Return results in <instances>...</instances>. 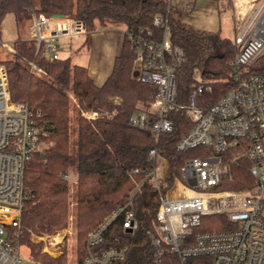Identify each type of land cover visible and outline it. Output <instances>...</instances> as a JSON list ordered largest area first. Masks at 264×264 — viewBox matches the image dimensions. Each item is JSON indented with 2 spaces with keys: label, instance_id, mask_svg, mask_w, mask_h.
<instances>
[{
  "label": "trees",
  "instance_id": "obj_1",
  "mask_svg": "<svg viewBox=\"0 0 264 264\" xmlns=\"http://www.w3.org/2000/svg\"><path fill=\"white\" fill-rule=\"evenodd\" d=\"M30 12L79 18L85 23L86 35L97 23L107 21L124 25L125 31L111 71L101 84L94 82L86 66L72 63L68 57L46 56L44 45L37 49L32 38L14 42L15 50L25 60L16 56L0 62L8 74L11 99L25 102L34 113L40 111L37 122L48 133L50 141L25 164L24 186L28 195L21 209L20 240L26 242L38 264H65L64 255L53 258L41 253V243L30 241L29 235L52 233L66 227V182L62 174L73 169L77 174L76 252L81 261L87 253V233L116 207L124 205L135 183L143 179L132 197L136 227L128 231L122 226V217L114 220L97 248L126 245L125 258L117 264H148L153 254L149 233L153 231L158 205L153 201L151 181L143 178L145 170L151 166L149 151L154 148L165 159L168 183L179 175L186 158L213 151L202 145L186 151L176 148L177 141L191 127L184 110L168 112L172 129L160 133L157 140L150 130L129 123L130 116L152 100L155 88L140 82L131 72L134 55L128 33L151 25L156 13L167 16L172 45L179 46L184 55L175 66L174 99L178 103L186 102L197 84L194 71L198 70L202 79L210 81L211 87L197 95V104L203 108L214 104L230 88L229 61L237 47L219 31L194 29L184 21L189 10L173 7L169 0H0V24L6 14L18 17ZM259 61L257 66L253 61L245 65L243 71L264 73V51ZM30 63L41 72L30 70ZM69 93L75 97L79 109L74 124L69 112ZM116 96L120 101H113ZM88 110H95L98 115L87 119L81 112ZM220 155L222 161L230 165L231 175L220 182L217 189L240 190L254 184L247 170L249 162L241 156L240 147L231 146ZM136 168L139 172L131 173ZM211 218L223 219L221 216ZM219 228L220 225L213 223L210 227L203 224L196 230ZM164 262L211 264L212 260L209 256H195L180 261L166 253Z\"/></svg>",
  "mask_w": 264,
  "mask_h": 264
},
{
  "label": "built area",
  "instance_id": "obj_2",
  "mask_svg": "<svg viewBox=\"0 0 264 264\" xmlns=\"http://www.w3.org/2000/svg\"><path fill=\"white\" fill-rule=\"evenodd\" d=\"M232 3L235 7L232 42L237 47L229 61L232 82L207 108L197 104V95L211 89L210 81L202 79L198 70L194 71L197 84L186 102L174 99L175 66L184 55L179 46L172 45L167 16L156 13L151 25L128 33L134 55L131 72L137 80L155 88L152 100L131 115L129 123L150 130L157 140L160 133L172 129L168 112L184 110L191 127L177 141L176 148L186 151L202 145L213 151L186 158L171 183L167 182L165 159L156 149L149 151L151 166L143 178L151 181L153 201L158 205L153 231L149 233L153 254L148 264H170L164 262L166 253L180 261L209 256L211 264H264V73L243 71L245 65L264 51V0H232ZM86 32L85 23L79 18L41 12L32 14L29 25V35L37 49L44 45L43 54L54 59L58 58L55 48L58 37L80 38ZM30 70L41 72L33 63ZM82 115L93 119L98 113L88 110ZM39 117L40 111L34 113L25 102L11 99L8 74L0 63V264H36L30 253L29 263L20 257V248L25 247L20 242V220L28 195L24 186L25 164L38 150L40 136L46 133L37 122ZM231 146L241 148L254 184L240 190L217 189L231 175L230 165L220 155ZM138 172L137 168L131 171ZM62 177L68 179L69 174L65 172ZM142 183L143 179L137 181L127 202L87 233V253L75 264H117L124 260L126 245L103 249L97 246L111 223L120 217L125 230L136 227L132 197ZM213 216L223 219L214 221ZM205 218L208 219L203 222ZM213 223L221 228L196 230Z\"/></svg>",
  "mask_w": 264,
  "mask_h": 264
},
{
  "label": "rangeland",
  "instance_id": "obj_3",
  "mask_svg": "<svg viewBox=\"0 0 264 264\" xmlns=\"http://www.w3.org/2000/svg\"><path fill=\"white\" fill-rule=\"evenodd\" d=\"M169 3L173 7H182L189 10V13L184 18V21L194 29L219 31L221 36L231 40L233 39L234 31L232 22L235 15L232 12L235 7L232 3V0H169ZM29 14H20L18 16L20 17L18 31L12 16L13 14H7L3 18L0 26V62L9 58L15 59L16 56L20 55V53L15 50L14 42L17 39H25L24 37H27V34L24 33L26 30L25 24L27 20H23L28 18ZM86 34L80 38L68 35L58 37L55 41L56 52L61 57L70 58L72 63L86 66L90 74H93L95 69L96 71L100 70L101 76L96 77L94 75V79L95 82H101L102 78H104V76H106V74H108L110 71L113 56L119 50V44L123 37V25L110 21L105 23H97L95 29L89 32L88 36ZM17 36L19 37L14 40ZM94 37L95 41L93 42ZM3 42H5V45ZM105 47L109 51L108 55L106 54L107 51L104 49ZM259 55V57L257 56L253 60V64L255 66L259 65V59L263 55V52ZM69 97V112L70 116L72 117L71 124H74V117L79 113V109L77 107L75 97H73V95L70 93ZM113 101L118 102L120 101V98L117 96L113 97ZM83 112L86 111H82L81 114ZM47 136L48 133L42 134L40 136L36 154L43 151V149L50 144ZM73 171V169H69V171H67L69 174L68 179L62 177V179L66 182V227L52 233L40 235L30 233L29 235L30 241L41 243V253L53 258H58L59 256L64 255L65 264H75L76 262H79L76 252L77 241L75 218V192L77 186V176ZM74 179L75 181H73ZM54 241L59 242H57V244H53ZM20 242L27 248V250L25 247L20 248V257L29 263L30 259H28L27 254L30 253L31 256L30 248L27 246L26 242L22 241V239ZM50 242L52 243L51 245ZM31 259L34 263L38 264L33 256H31Z\"/></svg>",
  "mask_w": 264,
  "mask_h": 264
},
{
  "label": "crops",
  "instance_id": "obj_4",
  "mask_svg": "<svg viewBox=\"0 0 264 264\" xmlns=\"http://www.w3.org/2000/svg\"><path fill=\"white\" fill-rule=\"evenodd\" d=\"M9 14H12V13H9ZM7 15V14H6ZM13 16V19H14V22H15V25H16V28H17V31H18V23H19V21H20V17H16L14 14L12 15ZM27 20V22H26V24H25V26H26V30H25V32L24 33H26L27 34V37H24L25 39H28V38H30V35H29V25L31 24V21H32V12H30V14H29V17L28 18H25L23 21H26ZM2 23V22H1ZM0 26H1V24H0ZM25 26H24V28H25ZM0 31H1V27H0ZM101 31V30H100ZM124 31H125V26L123 25V35H124ZM98 32V31H97ZM1 33V32H0ZM24 33H23V35H24ZM88 36V35H87ZM93 36H94V34H93ZM19 36H17L14 40H16L17 38H18ZM122 39H123V37H122ZM13 40V41H14ZM95 41V37H94V39H93V42ZM121 42H122V40H121ZM121 42H120V44H119V48H120V45H121ZM3 44L5 45V42H3ZM106 51H107V55H108V53H109V51L107 50V48L105 47L104 48ZM119 51V50H118ZM118 53V52H117ZM116 53V54H117ZM58 54V53H57ZM116 54H114V56L116 55ZM114 56H113V59H114ZM58 57H61L59 54H58ZM112 64H113V61H112ZM111 68H112V66H111ZM87 70H88V68H87ZM110 71H111V69H110ZM110 71L108 72V74L110 73ZM88 73H89V70H88ZM108 74H106V76H104V78H102V80H101V82H95V79H94V75L96 76V77H99V76H101V73H100V70H98V71H96V69L94 70V72H93V74H90L89 73V75L92 77V79L94 80V82L96 83V84H101L103 81H104V79L107 77V75Z\"/></svg>",
  "mask_w": 264,
  "mask_h": 264
},
{
  "label": "water",
  "instance_id": "obj_5",
  "mask_svg": "<svg viewBox=\"0 0 264 264\" xmlns=\"http://www.w3.org/2000/svg\"><path fill=\"white\" fill-rule=\"evenodd\" d=\"M57 15H61V14H57ZM129 231L131 230V229H128Z\"/></svg>",
  "mask_w": 264,
  "mask_h": 264
}]
</instances>
